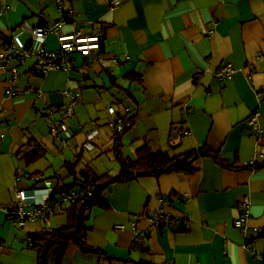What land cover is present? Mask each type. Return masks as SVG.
Returning a JSON list of instances; mask_svg holds the SVG:
<instances>
[{
	"label": "crops",
	"instance_id": "0c3cea01",
	"mask_svg": "<svg viewBox=\"0 0 264 264\" xmlns=\"http://www.w3.org/2000/svg\"><path fill=\"white\" fill-rule=\"evenodd\" d=\"M56 22L60 34L92 29L102 47L91 59L73 53L69 71L40 73L32 51L0 70V264H35L32 235L68 223L63 202L20 225L6 211L17 191L31 203L47 200L73 182L65 164L80 153L79 171L87 164L100 174L119 171L108 106L134 120L122 137L129 157L145 141L171 155L200 147L210 154L190 174L105 187L86 213L87 241L99 252L58 243L48 264H264V237L256 236L264 227V167L245 168L264 161V0H0V50L15 36L29 46L31 28ZM58 47L48 34L44 48ZM225 63L235 73L219 79ZM72 101L71 113L61 111ZM255 113L253 132L247 119ZM244 196L250 217L242 231L233 222ZM160 208L188 212L183 231L151 225ZM133 224L147 230L141 241Z\"/></svg>",
	"mask_w": 264,
	"mask_h": 264
},
{
	"label": "trees",
	"instance_id": "16d2710c",
	"mask_svg": "<svg viewBox=\"0 0 264 264\" xmlns=\"http://www.w3.org/2000/svg\"><path fill=\"white\" fill-rule=\"evenodd\" d=\"M101 47L102 43L95 55H97ZM129 79L141 81L140 75L138 74L129 75ZM61 111L66 113L67 108ZM123 119L125 127L122 132L117 130L114 131V140L111 148L113 157L120 166L116 174L97 173L88 164L79 171L78 167L82 153L73 161L65 164L69 174L73 177V182L71 184H58L56 189L50 194L48 200L51 202L60 200L72 191L79 193L80 197L71 202L68 206V223L66 225L32 235L31 249L35 250L37 254L35 264H48L50 250L58 243L73 242L83 253L99 252L98 249L92 247L87 241V232L90 230V227L86 224V213L100 197L103 189L108 185L128 182L149 175L158 177L171 172L190 174L196 171L195 162L197 159L201 156L210 154L207 149L200 147L171 155L166 151L153 149L150 142L145 141L143 145L136 150L134 157H129L124 152L122 137L133 125L134 120L132 117H127L125 115H123ZM42 154L43 150L37 147L36 155L40 156ZM219 163L223 166L229 164L224 159H220ZM232 167L238 169L234 164ZM258 167H264V161H254L245 168L254 169ZM60 202L62 207L63 202L61 200ZM9 211L11 213L9 217L15 219V215L12 212L13 208L9 209ZM256 236L258 238L264 237V227L257 232Z\"/></svg>",
	"mask_w": 264,
	"mask_h": 264
},
{
	"label": "built area",
	"instance_id": "2783aa9c",
	"mask_svg": "<svg viewBox=\"0 0 264 264\" xmlns=\"http://www.w3.org/2000/svg\"><path fill=\"white\" fill-rule=\"evenodd\" d=\"M121 0H111L112 6H117ZM62 22H56L46 27L31 28V42L29 46L25 45L19 37L15 36L11 43H7L3 49L0 50V70H7L6 64L10 59L14 57H26L32 51L36 56L37 65L39 66L40 73H45L50 69H62L69 71L72 69V54L79 53L83 57L93 58L97 49L102 43V36L94 33L92 29H80L69 34H60L62 29ZM50 33L56 34L59 47L56 51H48L44 48V42L46 36ZM17 70L12 68L9 70L11 73V79L16 77ZM235 73V69L230 63H225L216 72V77L219 79H229ZM15 75V76H14ZM75 101H72L66 108L67 114L71 113ZM108 112L112 115L113 119L110 122L112 128L122 132L125 127L123 115L117 113L113 106H108ZM257 113L251 115L247 119L248 125L252 128L253 132L258 130L257 127ZM58 128V122L53 121L51 131H56ZM63 129V126H62ZM87 147H91L87 144ZM263 156V154H261ZM79 193L72 191L66 194L60 200L62 202H73L79 199ZM44 200L38 203H31L29 201V195L24 190L16 192L15 204L13 208V214L15 220L20 224H24L28 220H36L44 218L46 215H50L55 212L56 208L60 206V200L49 201ZM165 205H169L170 200L168 198L163 200ZM239 214L234 220L233 224L236 228L245 231L247 221L250 217V201L247 196L242 197L238 202ZM8 214H11L9 210H6ZM190 218L188 212L181 215H173L170 212L165 211L163 208L158 209L149 218L151 225L161 228H167L174 226L177 231H183L185 222ZM118 228H122L119 226ZM133 235L136 241L142 240V234L147 230L140 232L136 229L135 224L132 226Z\"/></svg>",
	"mask_w": 264,
	"mask_h": 264
}]
</instances>
